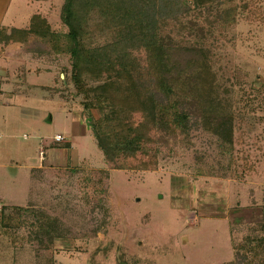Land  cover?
<instances>
[{
    "label": "rangeland",
    "instance_id": "374dc122",
    "mask_svg": "<svg viewBox=\"0 0 264 264\" xmlns=\"http://www.w3.org/2000/svg\"><path fill=\"white\" fill-rule=\"evenodd\" d=\"M63 2L39 7L50 32H68L60 18ZM213 3L198 19L206 30L205 100H217L218 113L231 117L232 146L224 151L206 131L179 134L158 121L160 128L142 127L151 135L149 146L158 147L156 157L148 158L149 169L140 168L147 161L139 154L124 159L127 168L114 169L94 142L90 123L97 111L84 112L70 79L69 55H46L54 76L61 75L59 93L37 92L0 124V203L9 207L0 218V264H224L233 260V246L244 236L263 235L264 0ZM108 4L117 15L104 9L109 17L103 29L87 28L94 47L83 62L88 86L103 80L113 60H132L136 67L145 62L136 17L124 16L116 0ZM72 23L75 28L84 23L81 9ZM164 32L178 42H196L187 29L167 26ZM106 33L114 35L112 43L104 40ZM22 43L28 46L29 40ZM92 69L100 76L89 75ZM148 113L136 109L133 124ZM72 120L90 130L73 134ZM55 134L63 141L56 142ZM40 148L47 168L34 173L41 179L37 183L31 168L42 164ZM13 206L55 218L58 233L51 241L39 237L31 213Z\"/></svg>",
    "mask_w": 264,
    "mask_h": 264
},
{
    "label": "trees",
    "instance_id": "16d2710c",
    "mask_svg": "<svg viewBox=\"0 0 264 264\" xmlns=\"http://www.w3.org/2000/svg\"><path fill=\"white\" fill-rule=\"evenodd\" d=\"M214 1L116 0L124 16L136 17L145 62L136 67L132 60H113V65L103 73V80L91 86L86 83L87 72L83 69V62L92 58L94 49L90 45L92 42L87 41V28L103 29L102 22L109 17L104 9L117 15L108 4L109 0H64L60 18L68 27L66 34L50 32L46 20L34 14L28 28L21 31L24 34H6L0 30V38L13 41L26 38L29 40L26 50L39 55L68 54L70 79L76 94L82 96L84 112L90 116L91 110L97 111L90 126L105 162L114 169H124L129 165L123 163L124 159L139 154L144 156L143 161H147V165L140 168L147 170L148 158L156 157L158 147L149 146L151 135L144 134L142 127L144 131L160 128L156 126L158 121L168 124L172 130L177 129L179 134L201 129L213 135L222 149L232 146L231 117L218 113L214 101L207 99L206 103L205 100L208 61L202 41L206 30L198 19L205 11L214 9ZM77 9L82 10L84 18L80 28H75L72 23ZM190 15L193 18H188ZM204 20L208 21L207 18ZM167 26L178 31L187 29V35L196 37V42L176 41L170 34L163 33ZM106 34L104 40L109 39L112 43L114 35L111 33L108 37ZM62 38L64 44L57 45ZM93 59L96 61L97 58L93 56ZM89 73L100 76V72L94 73V69ZM138 108H147L149 113L143 121L133 124V113ZM7 208L2 205L0 214ZM10 209L31 213L34 217L31 225L37 228L39 237L51 241L58 233V221L44 212L20 206ZM0 218L3 219V214ZM224 264H264V233L260 236L252 231L244 236L233 246V260Z\"/></svg>",
    "mask_w": 264,
    "mask_h": 264
},
{
    "label": "crops",
    "instance_id": "0c3cea01",
    "mask_svg": "<svg viewBox=\"0 0 264 264\" xmlns=\"http://www.w3.org/2000/svg\"><path fill=\"white\" fill-rule=\"evenodd\" d=\"M48 1L0 0V30L6 34L13 32L19 36L22 30L28 28L32 15L39 14L41 17L44 15V11L40 10L39 7ZM18 30H21L20 33H17ZM22 42V39L13 41L0 38V108L7 109L5 112L0 111V124L2 125L5 124L6 120H10L8 118L12 117V108L23 107L22 105H25L28 99L39 96L37 92L51 90L59 93L58 80L61 75L59 74L58 78L54 76L55 71L49 69L50 62L47 60L46 55L27 51ZM54 66L56 67V65ZM44 74L50 75L51 87L48 84V79H44L47 78ZM83 127L90 130L87 124L84 126L81 123V120L80 122L72 120L73 134L78 129L81 132L84 131ZM38 153L42 164L31 168V179L41 183V179L34 176V173L37 171L39 175H42L46 173L47 167L43 165L46 159L44 150L40 148ZM72 160L75 162L74 158Z\"/></svg>",
    "mask_w": 264,
    "mask_h": 264
},
{
    "label": "built area",
    "instance_id": "2783aa9c",
    "mask_svg": "<svg viewBox=\"0 0 264 264\" xmlns=\"http://www.w3.org/2000/svg\"><path fill=\"white\" fill-rule=\"evenodd\" d=\"M62 139H63V137L59 134L54 136V140H56V141H61ZM1 208H2V205L0 204V210H1Z\"/></svg>",
    "mask_w": 264,
    "mask_h": 264
}]
</instances>
